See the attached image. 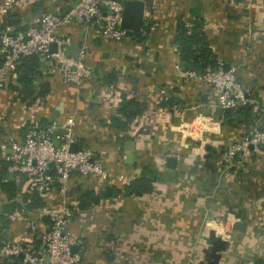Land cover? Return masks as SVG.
I'll return each mask as SVG.
<instances>
[{"label": "crops", "instance_id": "0c3cea01", "mask_svg": "<svg viewBox=\"0 0 264 264\" xmlns=\"http://www.w3.org/2000/svg\"><path fill=\"white\" fill-rule=\"evenodd\" d=\"M144 2L140 30L128 32L119 42L103 40L94 27L77 19L62 27L61 36L68 44L87 48L86 61L92 69V78L82 86L63 82L52 67L45 65L44 78L38 81V86L40 82L47 83L46 95L38 96L37 92L29 97L21 95L14 89L20 88L17 74L10 76L6 88L0 89V247L5 241L15 240L32 246L38 253L43 251L39 229L32 231L21 218L10 220L7 213L11 210L16 208L28 214L38 227L48 225L52 216L62 211L58 195L42 206L28 205L31 198L26 184L10 173L3 156L5 147L11 139L22 137V121L35 119L46 123L73 111L80 144L100 157L112 174L125 177L123 182L110 184L78 175L72 177L67 230L81 242L77 250L83 262L114 264L121 257L123 264H129V259H135L134 264H162L160 258L171 257L169 245L180 236L186 238L183 230L194 224L187 211L193 203H200L202 214L203 206L209 204V185L216 175L204 165L199 166L193 172L198 179L196 186H190L189 181L185 183L183 179L193 177L192 173L180 170L193 164L191 153L185 150L186 142L195 140L183 127L189 126L187 122L195 114L202 112L210 119L217 115L223 118L224 111L216 106L208 83L184 74L174 40L178 25L191 29L195 19L203 20L202 30L216 62L236 68L238 81L249 99L251 115L247 121L232 126L216 118L213 128L231 130L233 137L252 126L264 128V0ZM69 5L68 0H18L5 12L0 0V32H16L45 12L66 13ZM111 74L115 79L107 83ZM33 97L39 99L30 105ZM132 99L135 102L130 105L135 108H129L131 117L126 119L118 111L124 101ZM115 115L126 121L125 129L114 126L111 117ZM202 128L205 130L198 131L193 138L199 139L203 131L209 130L205 123ZM128 153L132 154L130 161L126 160ZM168 156L176 158L174 168L166 165ZM211 160L217 171L222 160L218 148ZM252 161L246 174L225 169L221 175L219 199L214 200L219 208L224 205L228 211H234V221L245 217V229L243 233L238 230L233 233L218 264H264V221H254L253 217L257 211H264V147L261 156ZM143 175L153 177L151 193L128 195L122 191L97 202H87L90 194L108 186L122 187ZM158 175L164 180L158 179ZM162 208L169 214L166 221L158 215ZM239 211L240 217L235 214ZM162 224L167 227L164 231L159 230ZM216 228L223 231L221 225L216 224ZM145 242L154 245L146 250L139 245ZM110 243H121L120 256ZM164 243L167 244L162 255L158 245ZM131 244H138L139 250H130ZM14 264H21V258Z\"/></svg>", "mask_w": 264, "mask_h": 264}, {"label": "built area", "instance_id": "2783aa9c", "mask_svg": "<svg viewBox=\"0 0 264 264\" xmlns=\"http://www.w3.org/2000/svg\"><path fill=\"white\" fill-rule=\"evenodd\" d=\"M68 1L70 5L66 13L45 12L16 32H0V89L6 88L10 76L16 74L20 60L28 56L41 58L58 73L63 82L79 87L90 80L92 69L86 61V46L80 47L74 56L65 52L68 41L61 36V30L74 19L94 27L105 41L119 42L128 35V31L120 26L123 10L121 0ZM17 3L18 0H3L2 10L8 12ZM51 42H56L55 52L49 50ZM176 67L180 68V65ZM182 70L189 78H198L210 85L220 110L245 105L249 100L237 81L235 67L224 69L220 61L216 62L215 67L207 66L203 71ZM200 116L201 113L196 117ZM20 125L24 129L22 137L19 140L13 138L8 147L4 146L3 156L8 168L16 175L18 182H25L27 192L28 189L32 190L38 198L46 201L58 195L63 214L53 215L50 224L38 227L23 211L15 208L8 212L10 220L21 218L32 231L39 229L43 251L38 253L30 245L8 240L0 247V259L19 257L21 264H85L79 251L72 249L81 242L67 230V204L71 200L69 192L72 177L78 175L109 184L123 182L125 177L112 174L100 157L80 144L75 134L76 116L73 111L46 123L31 119L22 121ZM186 130L189 134L190 130ZM74 142L78 143L77 150L70 149ZM206 144L209 143L203 141L200 148ZM211 145L215 148L214 144ZM263 147L264 128L252 126L238 141L227 145L224 161L229 166L249 165L253 158L261 156ZM199 153L194 152V155L202 156L205 149Z\"/></svg>", "mask_w": 264, "mask_h": 264}, {"label": "rangeland", "instance_id": "374dc122", "mask_svg": "<svg viewBox=\"0 0 264 264\" xmlns=\"http://www.w3.org/2000/svg\"><path fill=\"white\" fill-rule=\"evenodd\" d=\"M38 81L39 80L36 79L35 82L33 83L35 92H36V88H38ZM237 81H238V78H237ZM240 85H241V83H240ZM242 88H243V86H242ZM38 99H39L38 97H35L30 102V105L36 104ZM132 101L135 102L133 99H132ZM198 114L193 115L190 118V121H188V122L186 121L187 123H189V126H187V128L184 127L183 129L190 130L189 131L190 137L191 136L194 137L195 135H197L198 131L205 130L202 128L203 124H201V123L206 124V122H207L208 124H206V125L211 130L209 129L208 131L207 130L203 131V135H201L199 139H195L192 137L193 141L195 140L196 142L195 141L194 142H186V144H188V145H187V148H185V150H187L189 153H191L193 155H194V152H200L199 154H201L202 151H204V148H200V145L203 141H205L209 144H214L216 149L218 148V151L220 152V156H221L222 160L220 161V164L218 165L219 172H218V170L214 172L216 175L212 179V182L209 185V187H210V190L208 191L209 200H210L209 204L207 206H205V205L203 206L202 214L200 212V206H201L200 203L199 204L193 203L192 208L189 211H187V215L193 221L194 224L192 227H189V225H186V228L183 230V235H186V238H188V239L193 237L194 238L193 242H189L188 240L186 241V238H184V237L182 238V236L179 235L180 236V237H178L179 240L177 239L178 241L176 243H174V244L172 243V245H169L170 247L168 250L171 252L170 253L171 257L165 258L163 256L162 258L159 259L162 264H209L205 258L206 255H205L204 251H205V249H207L209 247L210 231L211 230L214 231L215 237L221 238L224 236L225 239L227 241H229L232 238L233 233L236 230L243 233L244 229H245V225L243 223V222H245V219H244L245 217L241 218L238 221L237 220L234 221V219H233L235 217L234 213H232L231 211H228L227 207L224 205L221 208H219L220 205L216 200L219 199V190H220L219 184L221 181V175L225 169L228 170L229 172H233V170L235 169V170H238L239 172H244L245 174L249 170L248 163H245L242 165H236V166H229L224 161V157H225L224 153H225V149H226L227 145L230 142L238 141L248 131V129L245 132L242 131L238 137H233V136H231V134H232L231 130L227 131L225 129L223 131V130H221L222 128L219 130L213 128V126H214L213 123L216 122L217 119H221V121H223V123L225 125L226 122L224 121L223 118H221L220 115L214 116L211 119L210 118L207 119V118H204V117H206V114H204L202 112H201V116L197 118L196 116ZM197 120H200V122H198ZM249 122L251 123L252 121H249ZM235 126H237V121L235 122ZM190 137H187V139L190 140L191 139ZM217 140H219V142H217ZM194 148H196V149L194 150ZM200 157L203 160V155L202 156L200 155ZM157 161H159V159ZM158 165H159V163L156 164V166H158ZM199 166L202 167L203 165L200 164ZM199 166L196 167L195 171L192 169L190 170L192 165L189 166V168H187L186 165H184V167L182 166V168L180 169L181 171H188V172L192 173L190 176H193L191 178L187 177L188 179H186V178L183 179V180H185V183H187L189 181L188 184L190 186L191 185L196 186V182H198V179H197V177L194 178V174H195V172H197V169ZM235 170H234V172H235ZM193 172H194V174H193ZM148 174H149V176H151L150 173H148ZM163 178L164 177H162L161 175H158V179H160L161 181L164 180ZM28 190L29 191H28L27 195L29 196V198H31L30 201L38 200V196L34 192H32V190H30V189H28ZM89 198L87 199V202H91V200ZM214 199H216V200H214ZM162 203H163V201H162ZM164 203H165V201H164ZM163 204H162V206H163ZM253 207H252V209H253ZM166 210L167 209L162 208V211H161L162 213L161 214L158 213V215H160V218L163 219L164 221H166V218L169 217V214L166 215ZM58 213L63 214V211H57L55 214H58ZM200 214H201V216H200ZM183 216L184 215L182 214V217ZM253 217H254V221L255 220L260 221V222L264 221V211L263 212L257 211V213L254 214ZM67 221L69 222V220H67ZM48 222L50 224L51 219ZM216 224L222 226V230H223L222 232H219L217 230ZM166 229H167V227L163 226V224L159 228V230H161V231H164ZM181 229L182 228H180V230ZM177 230H179V229H177ZM176 233L178 234L179 232H176ZM39 234H40V231H38V236H39ZM166 244L167 243L158 245L162 255H164V252H165L164 246ZM112 245H113V250L115 252H117V254H119V256H120V252L122 251L121 243H110V246H112ZM139 245L142 247H145V249L147 250L150 248V246H153L154 244L152 245V244L145 242V243L139 244ZM139 245L138 244H131L129 246V249L132 250L133 252H135V251L139 250ZM104 248L111 250L110 248H106V247H104ZM224 251H222V252H224ZM135 261H136L135 259H129L128 260L129 264H134ZM124 262H125L124 259H122L121 257H117L114 264H123ZM84 263L85 264H94V262H92V263L91 262H84Z\"/></svg>", "mask_w": 264, "mask_h": 264}, {"label": "trees", "instance_id": "16d2710c", "mask_svg": "<svg viewBox=\"0 0 264 264\" xmlns=\"http://www.w3.org/2000/svg\"><path fill=\"white\" fill-rule=\"evenodd\" d=\"M203 20L195 19L193 26L188 28L186 25L181 24L176 28L175 42L178 46L179 58L184 65L197 66L199 71H203L207 66L215 67L216 59L207 43L204 32L202 30ZM44 61L38 56H28L20 60L16 68L17 81L20 84V88L14 87V89L19 90V93L23 96L29 97L35 92L34 81L37 79L44 78L43 71L45 70ZM115 79V75L111 74L108 77L107 83L112 82ZM38 96H44L48 93V85L45 82H40L38 88H36ZM30 98L29 103L34 99ZM26 99V98H22ZM133 101H124L123 106L119 109V114L130 119L131 114L129 113V106ZM223 119L229 125H234L242 121H247L250 117V108L248 104L236 106L231 108L229 111H223ZM112 123L119 129L126 128V121L121 120L120 116H112ZM214 155V153H213ZM212 155V156H213ZM153 190V179L148 176H140L131 180L129 183L123 185L122 187L108 186L102 191L91 195V201L97 202L99 199H103L119 192H124L128 195H143L151 193ZM89 194V193H88ZM45 200L38 198V200L31 201L28 205L32 206H42ZM83 205V203H82ZM19 257L13 258V260L4 259L1 264H14Z\"/></svg>", "mask_w": 264, "mask_h": 264}, {"label": "water", "instance_id": "95a60500", "mask_svg": "<svg viewBox=\"0 0 264 264\" xmlns=\"http://www.w3.org/2000/svg\"><path fill=\"white\" fill-rule=\"evenodd\" d=\"M123 2V10L121 14V20H120V26L124 29H126L128 32H137L140 30L142 22H143V15H144V7L145 2L144 0H122ZM79 49V46L76 44H68L65 47V52L68 55L74 56ZM49 50L51 52L56 51V42H51L49 45ZM183 69H194L198 70L199 68L197 66H190V65H183ZM150 69V65L148 68V71ZM224 69H228V65L224 66ZM130 109H134V105L129 106ZM229 108H225L224 111H229ZM209 111L206 110V113ZM58 112L56 111V114ZM78 143L74 142L71 144L70 149L71 150H77ZM205 153L203 154V160L199 155H193L191 154V158H193V164L190 170H196V167L200 164L204 165L206 168L212 170L213 172L216 171V168L214 166L213 161L211 160V157L213 153L216 152V149L211 144H206L204 146ZM130 158H132V154L128 153L126 156V160L130 161ZM166 165L170 168H174L176 166V158L174 156H168L166 160ZM12 173V172H10ZM77 191H80V187L76 188ZM232 213L234 211L230 209ZM238 217L241 216V212L235 213ZM229 243L227 240L223 239L222 237L218 238L215 237L214 231H210V240H209V247L205 249V255L206 260L209 264H218L219 259L221 257L222 251H224L228 247ZM73 251H77V246L72 247ZM22 254L20 255V257Z\"/></svg>", "mask_w": 264, "mask_h": 264}, {"label": "bare ground", "instance_id": "6f19581e", "mask_svg": "<svg viewBox=\"0 0 264 264\" xmlns=\"http://www.w3.org/2000/svg\"><path fill=\"white\" fill-rule=\"evenodd\" d=\"M184 128V127H183ZM205 129V128H204ZM208 129H210V128H208ZM211 130V129H210Z\"/></svg>", "mask_w": 264, "mask_h": 264}]
</instances>
